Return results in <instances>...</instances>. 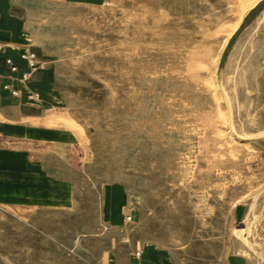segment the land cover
I'll return each instance as SVG.
<instances>
[{
    "label": "rangeland",
    "instance_id": "rangeland-1",
    "mask_svg": "<svg viewBox=\"0 0 264 264\" xmlns=\"http://www.w3.org/2000/svg\"><path fill=\"white\" fill-rule=\"evenodd\" d=\"M41 12L51 90L0 131L22 154L19 184L0 185V264H128L144 246L264 264V0ZM112 187L123 228L104 222Z\"/></svg>",
    "mask_w": 264,
    "mask_h": 264
},
{
    "label": "crops",
    "instance_id": "crops-1",
    "mask_svg": "<svg viewBox=\"0 0 264 264\" xmlns=\"http://www.w3.org/2000/svg\"><path fill=\"white\" fill-rule=\"evenodd\" d=\"M108 0H0V131L6 130V121L20 123L24 107L29 106L27 100L33 95H46L50 89L52 73L41 60L45 55L43 46L36 43L37 30L31 25L33 17L43 14L41 7L64 3L67 5L99 6ZM25 50H32L40 64L32 72L28 81H20L21 74L28 69L26 60L22 57ZM11 59L17 66L16 72H11L6 63ZM15 92V93H14ZM51 93V92H50ZM22 154L14 152L6 154L0 152V185L17 186L21 178ZM2 176V177H1ZM6 176H8L6 178ZM10 177V178H9ZM10 190V189H6ZM32 191V189H29ZM130 212V199L122 189L112 187L108 194V201L104 222L109 227L123 228L127 222L126 214ZM139 253V254H138ZM110 260L121 264L116 254L111 253ZM128 264H173L171 255L162 248L144 246L129 254ZM227 264H255L242 256L228 259Z\"/></svg>",
    "mask_w": 264,
    "mask_h": 264
},
{
    "label": "built area",
    "instance_id": "built-area-1",
    "mask_svg": "<svg viewBox=\"0 0 264 264\" xmlns=\"http://www.w3.org/2000/svg\"><path fill=\"white\" fill-rule=\"evenodd\" d=\"M1 49L2 45L0 44V51ZM22 57L26 60L28 69L21 74V79H28L37 67V56L34 52L25 50L22 54ZM6 63L9 66L11 72L14 73L18 70L17 66L13 63L11 59H6ZM127 219H130V217H127Z\"/></svg>",
    "mask_w": 264,
    "mask_h": 264
}]
</instances>
